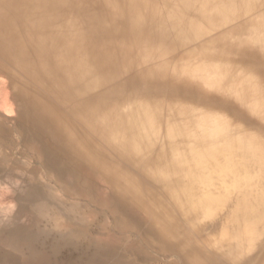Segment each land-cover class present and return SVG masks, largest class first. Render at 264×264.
Instances as JSON below:
<instances>
[{
  "label": "bare ground",
  "instance_id": "1",
  "mask_svg": "<svg viewBox=\"0 0 264 264\" xmlns=\"http://www.w3.org/2000/svg\"><path fill=\"white\" fill-rule=\"evenodd\" d=\"M0 78L168 264H264V0H0Z\"/></svg>",
  "mask_w": 264,
  "mask_h": 264
},
{
  "label": "rangeland",
  "instance_id": "2",
  "mask_svg": "<svg viewBox=\"0 0 264 264\" xmlns=\"http://www.w3.org/2000/svg\"><path fill=\"white\" fill-rule=\"evenodd\" d=\"M0 125L11 141L6 146L0 137V264L170 262L120 223L116 193L92 167L64 168L63 159L74 156L46 119L17 118L1 78ZM132 216L148 230L140 215Z\"/></svg>",
  "mask_w": 264,
  "mask_h": 264
}]
</instances>
